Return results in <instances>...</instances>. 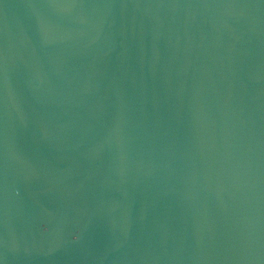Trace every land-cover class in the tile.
Instances as JSON below:
<instances>
[{"label":"water","instance_id":"obj_1","mask_svg":"<svg viewBox=\"0 0 264 264\" xmlns=\"http://www.w3.org/2000/svg\"><path fill=\"white\" fill-rule=\"evenodd\" d=\"M0 264H264V0H0Z\"/></svg>","mask_w":264,"mask_h":264}]
</instances>
